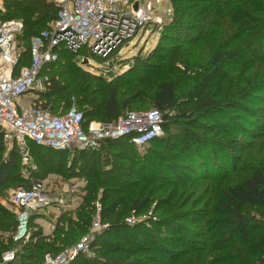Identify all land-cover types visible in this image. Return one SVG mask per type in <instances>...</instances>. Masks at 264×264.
Segmentation results:
<instances>
[{"label": "trees", "instance_id": "16d2710c", "mask_svg": "<svg viewBox=\"0 0 264 264\" xmlns=\"http://www.w3.org/2000/svg\"><path fill=\"white\" fill-rule=\"evenodd\" d=\"M2 1L0 20L23 23L17 39L22 46L19 65H26L31 38L48 27L58 8L51 0ZM168 1L170 20L159 27L155 47L138 56L137 68L134 63L116 75L110 70L93 73L77 63L79 54L65 49L43 67L55 65L59 70L46 77L35 104L58 113L69 108L70 98L59 110L56 98L72 95L84 114V125L92 120L111 123L127 111L155 108L162 113L163 135L142 152L136 151L133 134L107 139L94 150L59 151L30 141V155L35 149L73 153L63 174L84 178L87 184L79 205L61 212L51 235L42 234L34 222L38 215L31 214L30 240L22 244L11 236L15 213L0 205V232L7 234H0V257L20 246L11 264H43L46 253L57 254L76 243L90 226L96 202L100 220L108 227L96 234L93 256L79 254L70 264H264V67L263 75L246 78L245 85L237 79L228 82L240 63L264 64V0ZM209 38L217 49L204 68L191 75L182 47L201 45ZM164 61L174 78H160ZM179 62L183 66L178 72L173 67ZM135 72V81L149 78L151 107L139 91H128L127 77ZM181 77L184 87L177 96ZM227 83L230 86L224 88ZM172 108L176 115L170 114ZM2 149L0 134V193L10 182L29 187V180L17 171L23 166L17 147L6 157ZM244 154L246 164L240 166ZM43 156L38 160L49 162V154ZM35 174L30 171L32 177ZM207 181L216 184L198 192L182 188ZM203 199L193 212L183 208ZM148 211L151 216L139 219ZM131 216L136 219L128 223Z\"/></svg>", "mask_w": 264, "mask_h": 264}, {"label": "built area", "instance_id": "2783aa9c", "mask_svg": "<svg viewBox=\"0 0 264 264\" xmlns=\"http://www.w3.org/2000/svg\"><path fill=\"white\" fill-rule=\"evenodd\" d=\"M51 1L58 8L56 17L39 35L31 38L30 59L26 65H19L22 46L17 41L23 23L16 19L0 20V134L3 143L10 148L16 146L21 164L27 166L31 165L30 141L54 150H94L107 139L133 134L134 145L143 147L163 135L162 113L155 108L127 111L111 123L92 120L84 125V114L75 105L73 96L69 108L60 109L58 113L33 101L21 105L22 96L32 90L44 89L46 77L40 81V72L46 64L56 61L60 49L79 56L83 52L99 57L106 64L103 71H108L121 46L156 21L157 0ZM3 9L0 1V16ZM79 56L80 63H88L86 55H83L85 62H81ZM29 183V187H17L10 197L17 220L11 236L18 244L30 240V215L42 211L49 198L41 180L30 178ZM95 207L90 229L59 253H46L43 264H70L79 254L94 255L91 244L96 234L108 227L100 220L99 202ZM134 221V216L127 218L128 223ZM18 251L17 246L5 250L0 264H11Z\"/></svg>", "mask_w": 264, "mask_h": 264}, {"label": "rangeland", "instance_id": "374dc122", "mask_svg": "<svg viewBox=\"0 0 264 264\" xmlns=\"http://www.w3.org/2000/svg\"><path fill=\"white\" fill-rule=\"evenodd\" d=\"M1 2L3 4L2 0ZM3 8H4V5H3ZM4 11H5V8L3 9L2 13ZM171 14H172V7L169 4V1L168 0H157L156 12H155L156 21L153 24L149 23L147 25L146 31H144V29L140 30L136 34V36L130 40L131 42H129L128 44L124 43L121 46L120 51L115 53V62L112 63V66H111L112 69L110 68V72H113V73H110V74L116 75L117 73L125 71L128 68L132 67L134 63H135V68H137L136 64L139 63L138 56L147 53L148 51H150L152 48L155 47V45L158 43L159 38H160L159 37V27L163 26L170 20ZM211 39L212 38H209L207 39V41L205 40V42L200 43L201 45H197V46L188 47L186 44L183 45L182 50L184 52L181 54V57L189 58V63H190L189 71L191 72V75H193V73L199 72V70H202L205 64L207 63V60H208L207 58L210 57L211 54H213V52L217 49V45L213 44L211 42ZM17 41L19 42L18 39ZM217 42L221 43L222 41L221 39H218ZM187 48L189 51H186ZM79 57H80L81 62L85 60V56L80 55ZM87 60H88V65H82V63L80 62H77V63L80 64L85 69L89 70L90 72L103 74V69H104L103 67L104 65H106L105 62H99L97 60V57L95 56H88ZM180 66H183V64L179 62L177 63V65L173 67V69H176L179 72ZM263 67H264V64L256 63V64H250V65L248 64L247 66L245 62H242L239 64V66L236 68L235 71L233 70V72L230 73L233 76V80L228 81V82L235 83L237 79L241 85H245L246 78H251L254 75H259V76L263 75L262 74ZM169 69H170V65L169 64L167 65V61H164V66L161 71L160 78H163V77L174 78L172 74H169ZM58 70L59 68L55 65L43 68L40 74V81L43 80L44 77H47L55 73ZM111 75L107 74L106 77H109ZM137 75H138V72H135V73H132L129 77H127L128 80L129 79L131 80L129 82L130 86L128 85L129 86L128 91L130 92L139 91L141 95H144L141 98L145 100L147 104L146 105L147 108L151 107L150 96H149L150 85L148 81H147L148 84H146V79H149V78L143 75L145 76L144 78H141L140 80L135 81L134 79L136 78ZM182 77L180 78V81L178 83L179 91L177 92V96L180 93V89L184 87ZM229 86H230V83L223 84L224 88H227ZM36 92H37L36 90H32L31 92H28L26 94V97L33 96V95L36 96ZM68 96L56 98V102H55L56 109L59 110L61 107H64L66 105V102L69 100V98L72 97V95L69 97ZM71 103H72L71 101L70 102L68 101L67 105H71ZM74 103L76 106H78L76 99ZM169 112L170 114L176 115L175 108H172ZM171 128L174 130L175 125L174 126L171 125ZM147 146L149 145H146L143 147L135 146L136 151L142 152L143 150L146 149ZM11 149L12 148L8 147L5 143H3V149L1 151V156L6 157ZM59 151H62V150H59ZM46 153L49 154L50 156L49 162L51 166L49 165V162L47 160H42V161L38 160V159L43 158L44 157L43 155H45ZM53 157H54V162H51ZM73 157L75 158V155L70 152H58V151L53 152V151L46 150V149L39 151L35 149L33 150L31 154V158H30L31 165H27V166L19 165L20 167L17 168V171L20 172L19 174L22 177V179L29 180L30 178H38L39 180L43 182L44 188L46 192L48 193V197H49L48 203L43 208V210L46 211V214L49 215V217L53 216L51 214H58L61 210H64V209L71 210V209L76 208L81 202L82 196L85 194V186L87 183L84 178H79V177L78 178H68L67 176L63 174L65 171L67 172V168ZM247 157H248L247 154L243 155L244 159L240 162L239 164L240 166L246 164L245 159H247ZM230 167H231V162L227 165V168H230ZM32 170L37 172V174H35L34 177L30 175V171ZM57 170H60L58 171L59 174L56 172ZM147 172L148 171H146V173ZM235 174H232L231 177L233 178ZM207 184H211L214 187L216 183H208V181L201 182V183L200 182L185 183L184 185H182L183 187L182 186L181 187L185 189L187 188L189 190H195L196 192H198L197 190L199 189L201 190ZM19 186L24 187L25 184L21 183L20 181L10 182L8 183L4 192L0 193V205L4 207L5 209H7L9 212L15 213V216H16V212L14 211V208L12 207L10 203V197H11V193ZM196 187L198 189H196ZM204 198L206 199L207 197H204ZM192 200L185 207H183L185 209H188L190 212H193L192 210L196 208H200V206L204 202V199H203L199 203V205H195V204H191ZM151 215H152L151 211H148V213L145 216L144 214L140 215L139 219L140 218L143 219ZM190 215L195 216V213H191ZM186 227L190 229L197 228L195 225H186ZM89 229H90V226L88 227L86 231H88ZM17 248L19 250L20 246L18 245Z\"/></svg>", "mask_w": 264, "mask_h": 264}, {"label": "crops", "instance_id": "0c3cea01", "mask_svg": "<svg viewBox=\"0 0 264 264\" xmlns=\"http://www.w3.org/2000/svg\"><path fill=\"white\" fill-rule=\"evenodd\" d=\"M36 98L35 95L33 96H29V97H26V94L24 96L21 97L20 99V103L21 105H26L30 102H32L34 99ZM63 210H61L58 214H51L53 215L52 217H49V215L46 214V211L45 210H42V211H35V212H32V214H37L38 217L35 218L34 222L36 224H38L40 227H41V231H42V234L43 235H51L52 232H53V227H55V222L57 220V218L59 217V215L61 214ZM53 213V212H51ZM0 234L4 235L5 237H7V234L4 232H0Z\"/></svg>", "mask_w": 264, "mask_h": 264}, {"label": "water", "instance_id": "95a60500", "mask_svg": "<svg viewBox=\"0 0 264 264\" xmlns=\"http://www.w3.org/2000/svg\"><path fill=\"white\" fill-rule=\"evenodd\" d=\"M85 62V61H84Z\"/></svg>", "mask_w": 264, "mask_h": 264}]
</instances>
